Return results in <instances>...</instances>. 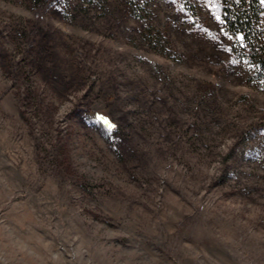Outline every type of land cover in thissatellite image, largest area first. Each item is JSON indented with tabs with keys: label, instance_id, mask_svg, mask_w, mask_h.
Here are the masks:
<instances>
[{
	"label": "rangeland",
	"instance_id": "1",
	"mask_svg": "<svg viewBox=\"0 0 264 264\" xmlns=\"http://www.w3.org/2000/svg\"><path fill=\"white\" fill-rule=\"evenodd\" d=\"M219 5L0 0V264H264V82Z\"/></svg>",
	"mask_w": 264,
	"mask_h": 264
},
{
	"label": "trees",
	"instance_id": "2",
	"mask_svg": "<svg viewBox=\"0 0 264 264\" xmlns=\"http://www.w3.org/2000/svg\"><path fill=\"white\" fill-rule=\"evenodd\" d=\"M219 7L230 52L251 65L254 80L264 82V0H220Z\"/></svg>",
	"mask_w": 264,
	"mask_h": 264
},
{
	"label": "water",
	"instance_id": "3",
	"mask_svg": "<svg viewBox=\"0 0 264 264\" xmlns=\"http://www.w3.org/2000/svg\"><path fill=\"white\" fill-rule=\"evenodd\" d=\"M101 121H102V123L107 127V128H113V127H111V125H113V124H111V123H109L106 119H100Z\"/></svg>",
	"mask_w": 264,
	"mask_h": 264
},
{
	"label": "snow or ice",
	"instance_id": "4",
	"mask_svg": "<svg viewBox=\"0 0 264 264\" xmlns=\"http://www.w3.org/2000/svg\"><path fill=\"white\" fill-rule=\"evenodd\" d=\"M241 39H243V37H241ZM111 127H115L114 125H111Z\"/></svg>",
	"mask_w": 264,
	"mask_h": 264
}]
</instances>
